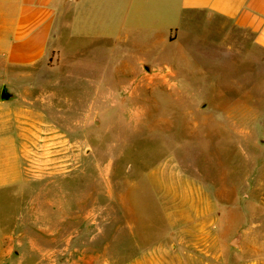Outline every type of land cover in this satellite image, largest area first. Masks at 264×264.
<instances>
[{
    "label": "rangeland",
    "instance_id": "1",
    "mask_svg": "<svg viewBox=\"0 0 264 264\" xmlns=\"http://www.w3.org/2000/svg\"><path fill=\"white\" fill-rule=\"evenodd\" d=\"M185 15L172 51L193 63L178 71H121L143 32L67 23L44 67L0 72L25 155L0 188V264H264V50L223 17ZM166 71L168 87L143 77Z\"/></svg>",
    "mask_w": 264,
    "mask_h": 264
},
{
    "label": "crops",
    "instance_id": "2",
    "mask_svg": "<svg viewBox=\"0 0 264 264\" xmlns=\"http://www.w3.org/2000/svg\"><path fill=\"white\" fill-rule=\"evenodd\" d=\"M191 11L233 22L251 34L253 45L264 50V0H0V72L10 78L23 77L28 74H15V67L40 63L44 67L50 41L60 37L59 26L67 23L75 34L117 37L123 43L130 38L128 29L143 32L133 44L141 48L142 54H137L135 62L121 60L117 68L121 71L135 74L162 64L178 71L193 63L184 52L172 51L179 43L185 14ZM159 44L155 54L151 53L150 49ZM143 77L150 87L169 86L168 71ZM139 80L142 77L135 83ZM0 102V188L6 190L20 180L15 178L17 175L24 173L25 155L12 127L6 126V120L4 123V118L12 117L13 109Z\"/></svg>",
    "mask_w": 264,
    "mask_h": 264
},
{
    "label": "water",
    "instance_id": "3",
    "mask_svg": "<svg viewBox=\"0 0 264 264\" xmlns=\"http://www.w3.org/2000/svg\"><path fill=\"white\" fill-rule=\"evenodd\" d=\"M0 98L2 101H9L12 99H17L18 95L7 85H5L1 91ZM239 235L235 237L232 241L233 245H239Z\"/></svg>",
    "mask_w": 264,
    "mask_h": 264
},
{
    "label": "bare ground",
    "instance_id": "4",
    "mask_svg": "<svg viewBox=\"0 0 264 264\" xmlns=\"http://www.w3.org/2000/svg\"><path fill=\"white\" fill-rule=\"evenodd\" d=\"M163 86H164V84H163ZM165 87H167V86H165Z\"/></svg>",
    "mask_w": 264,
    "mask_h": 264
}]
</instances>
